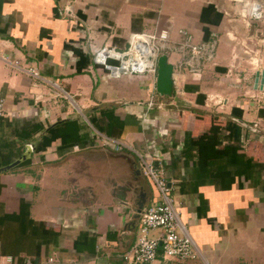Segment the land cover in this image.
Here are the masks:
<instances>
[{
    "label": "crops",
    "instance_id": "crops-1",
    "mask_svg": "<svg viewBox=\"0 0 264 264\" xmlns=\"http://www.w3.org/2000/svg\"><path fill=\"white\" fill-rule=\"evenodd\" d=\"M245 1L264 8V0ZM243 7L230 0H0V168L30 152L26 164L0 172V264H127L138 205L157 193L135 156L102 147L95 130L154 159L200 254L159 253L141 264H264V16L247 26ZM212 12L219 16L210 23ZM204 25L213 54L196 60L197 71L174 67L170 97L156 93L152 72L110 78L93 63L103 45L123 51L130 33L168 29L167 45L181 50H166L176 64L189 55L183 40L204 43Z\"/></svg>",
    "mask_w": 264,
    "mask_h": 264
},
{
    "label": "built area",
    "instance_id": "built-area-1",
    "mask_svg": "<svg viewBox=\"0 0 264 264\" xmlns=\"http://www.w3.org/2000/svg\"><path fill=\"white\" fill-rule=\"evenodd\" d=\"M238 2L243 7L240 16L244 23L249 26L251 21H260L263 19V4L256 1L245 0H230ZM68 8L66 7L65 10ZM181 35L186 36V32L180 29ZM169 38V30L162 29L155 34L130 33L127 41L128 45L123 51L116 50L114 46L103 45L93 56V63L101 68L104 74L110 78L117 77L121 74L137 75L144 73L156 74V60L162 53L172 51H181L175 46L167 45ZM190 39V36H187ZM204 42V41H203ZM139 43L148 44V50L142 51L137 47ZM204 44V45H203ZM202 45H192L186 40L180 44V48L188 47L189 55L186 58L180 59L174 67L180 68L182 64H188L192 69H195L196 60L204 54L211 58L213 54L214 44L209 40ZM151 49L153 52L151 53ZM182 49V50H183ZM168 50V51H166ZM246 54L250 51L246 48ZM7 61L5 57H1ZM250 63L257 64V60L249 58ZM175 71V68H174ZM197 71V70H196ZM27 72L33 76L37 75V70L34 67H29ZM175 73L173 72V80ZM5 99L0 96V117L5 114ZM221 104V101L218 102ZM95 137L98 139L102 147H111L115 152L128 151L132 153L140 168L142 175L150 180L155 187L157 198L149 204L141 213L139 219V233L136 242L124 252L123 260L127 264L148 263L156 259L160 253L163 258H175L179 260H192L200 254L195 246L192 238L187 233L185 225L180 221L177 212V200L175 196V188L163 176L154 159L146 153H143L136 148H131L114 137L107 136L94 131ZM30 149H33L31 144H28ZM77 149V146L74 147ZM160 230L161 234L153 236L152 232ZM15 258L8 256V261H13ZM52 261V259H50ZM25 264H31L26 261Z\"/></svg>",
    "mask_w": 264,
    "mask_h": 264
},
{
    "label": "water",
    "instance_id": "water-1",
    "mask_svg": "<svg viewBox=\"0 0 264 264\" xmlns=\"http://www.w3.org/2000/svg\"><path fill=\"white\" fill-rule=\"evenodd\" d=\"M137 47L142 51L146 52L148 50V44L146 43H139ZM153 50L151 49V53ZM173 72H174V64L171 63L168 59L167 53H162L157 57L156 60V83H155V91L160 96H172L173 95ZM260 76L259 71L256 73V78ZM256 87V82H255ZM29 148V147H28ZM29 150H32L29 148ZM30 156V152H25L20 158L16 161L0 168V172L8 171L13 167L18 166L20 163L24 162ZM135 161V160H134ZM136 169L139 171L140 175L143 177L140 168L135 161ZM145 179V177H143ZM137 205V204H136ZM138 218L140 219L142 211L146 208L142 203L138 205Z\"/></svg>",
    "mask_w": 264,
    "mask_h": 264
},
{
    "label": "trees",
    "instance_id": "trees-1",
    "mask_svg": "<svg viewBox=\"0 0 264 264\" xmlns=\"http://www.w3.org/2000/svg\"><path fill=\"white\" fill-rule=\"evenodd\" d=\"M206 11H207V7H203L202 10H201V13H200V20L203 22L204 21V17H205V14H206ZM219 14L216 13V12H212V15H211V18H210V23H213L214 19L216 17H218ZM202 39L204 42H208L210 40V30L208 28V26H202ZM235 111V110H233ZM28 160L20 163L18 166H21V165H24L27 163ZM17 166V167H18ZM25 206L21 205V208H23ZM18 264H24L23 262V259H18L17 261Z\"/></svg>",
    "mask_w": 264,
    "mask_h": 264
},
{
    "label": "bare ground",
    "instance_id": "bare-ground-1",
    "mask_svg": "<svg viewBox=\"0 0 264 264\" xmlns=\"http://www.w3.org/2000/svg\"><path fill=\"white\" fill-rule=\"evenodd\" d=\"M254 60V59H253Z\"/></svg>",
    "mask_w": 264,
    "mask_h": 264
}]
</instances>
